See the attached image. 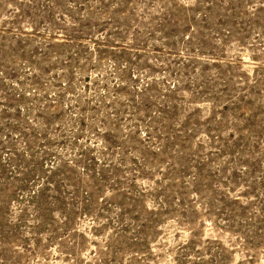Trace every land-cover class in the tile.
<instances>
[{
  "label": "rangeland",
  "instance_id": "374dc122",
  "mask_svg": "<svg viewBox=\"0 0 264 264\" xmlns=\"http://www.w3.org/2000/svg\"><path fill=\"white\" fill-rule=\"evenodd\" d=\"M0 264H264V0H0Z\"/></svg>",
  "mask_w": 264,
  "mask_h": 264
}]
</instances>
